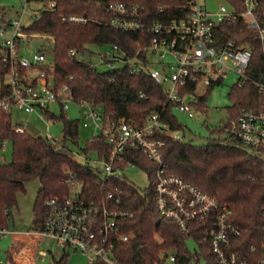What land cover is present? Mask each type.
Instances as JSON below:
<instances>
[{"label":"trees","instance_id":"obj_1","mask_svg":"<svg viewBox=\"0 0 264 264\" xmlns=\"http://www.w3.org/2000/svg\"><path fill=\"white\" fill-rule=\"evenodd\" d=\"M40 2L45 5L53 3L55 7L45 10L42 17L29 25L25 32L28 35H44L54 39L52 47L43 50L47 52L52 68H42L55 79V89L68 86L75 100L102 108L113 122L124 121L141 127L150 114L166 109L164 118L172 130L184 129L171 107H166L167 99L163 88L148 75H134L129 70L100 72L83 61L79 62L69 53L72 50L80 54L91 52L90 46L118 45L129 56L136 55L139 50L144 54V33L116 31L109 25L113 15L107 12L106 7L113 2L137 4L145 7L150 21H155L164 17L158 11L160 6L177 5L186 0ZM259 2V18L263 20L264 0ZM174 9L169 11L174 12ZM70 16H80L88 21L72 24L63 20ZM174 17L181 15L171 14L168 19ZM214 37L217 47L228 42H234L238 46H252L253 58L248 75L264 82V57L260 39L243 19L223 22L215 30ZM5 56L6 52L0 50V80L3 83L12 70L10 64L4 62ZM7 91L8 85H5L0 95L3 96ZM206 98L207 96L201 98V107ZM231 98L233 106L229 107L230 118L242 108L253 107L261 96L254 85L247 84L243 87L235 85ZM50 120L62 122L64 136L61 142H53L41 134L34 136L26 127L19 131L13 126L12 111L0 108V142L3 144L10 141L13 144L11 162H0V231L10 229L13 211L18 207L19 195L26 192V184L39 180L41 189L34 206L33 230L41 232L47 216L46 201L53 197H69L72 194L68 185L69 175L74 173L83 184L81 196L86 201L102 205L108 194L121 198V204L115 209L124 215L117 221V230L120 236L129 238L114 250L115 257L121 264H163L171 253L176 255L175 264H191L193 261L199 263L201 258L206 264L214 263L215 256L205 225L193 224L188 231L183 232L175 223L160 216L156 206L157 194L153 187L157 165L145 158L139 149H127L120 166L133 164L143 170L150 181L147 188L140 189L127 178L108 179L104 182L100 172L94 171L90 166L83 167L74 156V148H78L84 158H91V155L106 157L110 147L104 135L93 137L86 142L84 148H80V120L69 119L64 111L60 116L51 115ZM210 133L221 137L224 135V126L214 128ZM165 141L163 157L166 172L193 184L227 205L232 211L233 223L241 232L240 240L244 248L251 244L259 248L264 226V155H257L238 141L228 138L210 139L205 145H195L184 139L176 140L171 136H166ZM190 241L196 244L200 252L194 253L191 250ZM67 258L68 254L63 249L60 259L52 264H66Z\"/></svg>","mask_w":264,"mask_h":264},{"label":"built area","instance_id":"obj_2","mask_svg":"<svg viewBox=\"0 0 264 264\" xmlns=\"http://www.w3.org/2000/svg\"><path fill=\"white\" fill-rule=\"evenodd\" d=\"M31 1L40 2L23 0L24 7ZM259 1L234 0L233 3L230 1L231 11L225 5H220L216 13H211L202 4V0H186L177 5L160 6L158 11L164 17L155 21L149 20L145 7L113 2L106 7L107 12L113 15L109 25L123 33H144V54L139 50L136 55L129 56L118 45L104 46L102 48L105 50L96 54L97 64L93 61L92 52L90 63L85 61L84 53L72 50L69 54L93 69L98 70V65H102L108 71L129 70L134 75H148L163 88L166 107H171L174 113L178 110L191 118L195 116L193 103L186 99L190 96L201 98L203 95L198 93L200 89L208 90L220 85L229 73H235L236 85H254L261 98L253 107L242 108L226 122L224 136L263 157L264 82L248 75L253 47L238 46L234 42L217 47L214 37L220 24L241 18L258 34L264 57V19L259 18ZM54 7L52 3L32 12L24 10L16 20L0 21V50L6 52L4 62L12 68L8 91L0 95V108L5 111L24 109L26 113L36 114L49 122L50 116L56 115L53 110L55 106H60L65 112L69 109L68 103H79L82 108L81 127L94 126L100 130L99 135H104L110 147L106 157H97L96 160L83 157L86 166L101 173L102 181L126 178L127 169H139L133 164L120 166L127 149H139L145 158L157 165L153 187L161 217L175 223L183 232L188 231L193 224L205 225L215 256L213 264H264V226L260 247L251 244L244 248L240 240L241 232L233 223L232 211L227 205L193 184L166 172L163 157L165 137L183 139L180 131H173L165 120L166 109L150 114L141 127L124 121L113 122L100 108L86 101L75 100L68 86L55 89V84L52 85L54 78L42 68H52L47 52L39 50L26 56L25 51L35 38L49 39L54 43L50 36L28 35L25 32L29 25L42 17L45 10ZM173 8L174 12L169 11ZM171 14L181 17L168 19ZM25 17L31 19L28 26L22 24ZM63 20L72 24L88 21L80 16H70ZM47 138L61 142L52 139L50 135ZM68 185L72 190L69 197H53L46 201L47 216L44 229L39 233L53 239L59 248L81 251L89 258L90 264H121L114 250L117 245L129 240L128 236H120L117 230V221L124 215L115 209L121 204V198L108 194L102 205L86 201L81 196L83 184L74 173L69 175ZM77 188L80 189L78 192ZM262 216L264 218V206ZM176 259V255L171 253L163 264H175Z\"/></svg>","mask_w":264,"mask_h":264},{"label":"rangeland","instance_id":"obj_3","mask_svg":"<svg viewBox=\"0 0 264 264\" xmlns=\"http://www.w3.org/2000/svg\"><path fill=\"white\" fill-rule=\"evenodd\" d=\"M202 4L211 13H216L220 5H225L230 11L232 8L229 0H202ZM24 6L23 0H0V20H16L24 10L32 12L43 8L45 4L31 1L26 7ZM30 23L31 19L28 17H25L22 21L23 25L28 26ZM51 45L49 39L35 38L27 47L25 54L30 56L34 51L51 48ZM89 50L94 54L93 61L97 64L98 57L96 54L101 53L105 48L90 46ZM98 71L105 72L108 71V68L98 65ZM9 82V77L5 79L4 83L0 80V92ZM236 83L237 76L232 72L229 73L222 84L208 90L200 89L198 93L203 95L201 98L207 96L202 107L200 104L201 98L188 97L186 100L193 103L195 112V116L192 118L178 110L175 111V115L183 124L184 129L180 131V134L184 141L193 142L195 145H205L209 143L210 139L220 138L223 140L226 138L224 135L221 137L212 135L210 130L224 126L229 120V107L233 106L231 91ZM68 105L69 109L65 110L66 116L71 120H82V108L79 103L70 102ZM53 110L57 116L62 113L60 106H55ZM99 110L102 111L103 109L100 108ZM12 123L17 129L26 127L29 130L31 127H35L40 131L42 137L50 135L52 139L63 140V124L61 121L50 120L46 122L36 114L30 115L24 109L15 108L12 110ZM100 133V130L95 129L94 126L81 127L79 147L84 148L88 140ZM79 150L74 148V156L76 160L83 161L84 158L80 155ZM12 158L13 144L10 141H5L3 144L0 142V162L9 163ZM91 158L96 160L97 156L91 155ZM125 177L140 189H145L150 185L147 174L141 169L129 168L125 173ZM40 189V181L34 180L27 183L26 192L19 195L18 207L13 211L10 229L0 233V264H52L55 260L60 259L63 249L59 248L53 239L33 230L35 225L34 206ZM79 190L77 188V192ZM27 233L30 235H27ZM189 246L194 253L196 251L200 252L194 242L190 241ZM41 252H44V255ZM66 253L68 254L66 264H90L89 258L81 251L66 250ZM11 257L14 259L13 261H11ZM191 264H206V262L201 258L199 263L193 261Z\"/></svg>","mask_w":264,"mask_h":264},{"label":"water","instance_id":"obj_4","mask_svg":"<svg viewBox=\"0 0 264 264\" xmlns=\"http://www.w3.org/2000/svg\"><path fill=\"white\" fill-rule=\"evenodd\" d=\"M84 58H85V61L87 63H90L91 62V54L90 52H85L84 53ZM55 84V79H52V85L54 86ZM30 131L31 133L34 135V136H38L40 134V131L38 129H36L35 127H31L30 128ZM80 165H82L83 167L86 166V162L85 161H79Z\"/></svg>","mask_w":264,"mask_h":264},{"label":"crops","instance_id":"obj_5","mask_svg":"<svg viewBox=\"0 0 264 264\" xmlns=\"http://www.w3.org/2000/svg\"><path fill=\"white\" fill-rule=\"evenodd\" d=\"M27 235H30L29 233H27ZM44 255V252H41ZM14 259L11 257V261H13Z\"/></svg>","mask_w":264,"mask_h":264}]
</instances>
